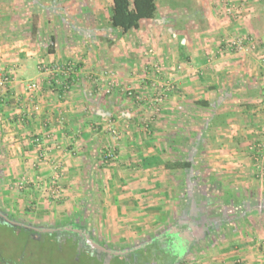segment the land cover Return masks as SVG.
Here are the masks:
<instances>
[{"label":"crops","instance_id":"obj_1","mask_svg":"<svg viewBox=\"0 0 264 264\" xmlns=\"http://www.w3.org/2000/svg\"><path fill=\"white\" fill-rule=\"evenodd\" d=\"M154 1L155 18L123 33L110 25L112 0H0V77L12 78L0 88L1 191L8 210L24 211L41 223L82 219L95 212L91 224L108 242H125L129 236L147 239L168 226H187L180 221L184 203L179 179L183 177L190 192L185 179L192 176L166 166L181 158L171 149L177 131L172 128L178 126L170 121L180 114L192 117V102L217 95L249 100L229 112L234 116L228 123L235 116H259L256 103L264 91L254 82L264 77L248 75L249 59L219 51L221 42L238 32L253 35L264 47V0H248L246 14L237 21L223 15V0ZM213 51L221 57L213 58ZM42 62L73 63L76 72L66 93L46 79L35 103L27 97V85L42 79ZM112 81L115 90L106 95L104 87ZM155 83L160 86L156 91L173 85L158 105L161 110L153 104ZM129 90L133 97H128ZM136 96L143 101L136 102ZM155 112L162 113L160 118ZM110 123L119 134L115 140ZM253 125H241L233 135L223 133L228 138L222 143L259 145L257 132L250 142L242 136L247 128L260 130ZM35 136L44 143L45 161L38 160ZM111 146L117 158L105 161ZM251 160L245 154L217 155L212 164L205 160L223 196H230L227 190L244 194L258 210L245 216L237 206L238 220L227 226L234 233L219 239L209 232L208 222L186 217L192 249L204 245L198 264H264V186L253 175ZM61 171L62 196L52 201L49 181ZM22 178L29 182L19 196L23 199L11 201ZM232 178L239 179L237 186L230 183ZM198 227L204 235H194Z\"/></svg>","mask_w":264,"mask_h":264},{"label":"rangeland","instance_id":"obj_2","mask_svg":"<svg viewBox=\"0 0 264 264\" xmlns=\"http://www.w3.org/2000/svg\"><path fill=\"white\" fill-rule=\"evenodd\" d=\"M248 1V0H247ZM249 2V1H248ZM249 4V3H248ZM247 4L246 8H244L243 15L246 14L247 9L249 8V5ZM243 18V16H242ZM239 19V20H242ZM248 35L252 38V44L256 46V49L253 50L251 48V45H247V48L242 53L237 52H231L228 50L220 49L219 52L223 54L230 53L231 55H236L239 59L243 58V60H250L252 63L250 64L248 61L247 65V73L248 75L258 74L259 77H264V47L258 42V40L253 37L251 34H231L228 36L224 41L235 39L238 36ZM221 42V44H222ZM220 44V45H221ZM218 50V49H217ZM218 52V51H217ZM216 51H213V58H219L221 57L220 54H218ZM245 58V59H244ZM34 67L36 65L34 64ZM2 77V76H1ZM0 77V78H1ZM106 77V76H105ZM256 81V80H255ZM114 84V89L116 87V84L112 81ZM171 89L168 91H165L166 87L160 88L159 91H156L158 87H160L158 84L153 85V93H154V101L153 104L156 107V109H159L160 107L158 105L164 103H156V96L158 95H165V97L169 96V93L172 92L173 85H170ZM254 86L259 87V89L264 91V79L261 80V82L258 83V81L254 82ZM263 88V89H262ZM262 91V92H263ZM105 92V91H104ZM132 93L131 90L127 92ZM113 92L106 94L110 95ZM165 93V94H164ZM261 99L259 98L257 100V106L260 107V114L259 116H235L234 120H231L228 126L229 132H225L222 130H212L210 133H208L206 137L205 142V156L202 157L203 159V166L199 169L198 174L201 178V184L204 186H207L205 189L209 201L211 202L208 207V212L211 216H220L224 211L229 212L230 219L232 220H238V216L240 214V209L237 210L236 207L238 205L233 206L231 204V201L227 196H223L222 192L218 191L217 188L220 186L219 182L215 183V181H211L210 179L213 177L211 172L209 171L210 167H207L208 160L209 162L214 163V159L217 157V155L226 154V155H239V154H245L246 156H251L253 168L255 169L254 176H259L260 181L259 184L261 186H264V95L261 94ZM129 97V96H128ZM217 100V97H213L211 101ZM261 100V101H259ZM164 101V100H163ZM249 103V100L243 99L241 97L234 96L232 98H228L227 100H222V107L219 108L220 113H226L231 112L232 110L236 111V108L240 106H244ZM161 110V108L159 109ZM156 114V112L154 113ZM161 115L162 113L157 112L155 117L158 115ZM209 117L208 114H206L203 111H196L195 115L192 117H188L185 115H179L178 118H174L173 122L170 121V124L172 126H178V128H172L174 130L173 135L180 134L182 139H185V146L182 147L184 149L185 156H187V151L190 148V146L193 144L192 140L196 138L197 135L201 134V128L203 125L204 120H206ZM160 117H157V119ZM150 122V121H149ZM258 124L260 130L258 131H251V127L253 129V124ZM241 125L244 126H251L250 128H247V131H243V138H250L251 135L253 136V133H256V137H261L262 140L259 141V145H257L255 142L249 143L247 146H229L228 144L222 143L223 140H226V136L223 135V133H226L227 135H233L234 130L235 132L238 130L236 128L240 127ZM232 126V128H231ZM257 126H255L257 128ZM233 132V133H232ZM255 136V135H254ZM115 140V139H114ZM254 140V139H252ZM187 141L189 143H187ZM245 140H243L244 142ZM248 142V141H247ZM189 144L190 146H188ZM256 144V145H255ZM222 146H225L222 148ZM254 147L252 150L251 148ZM206 160V162H205ZM211 160V161H210ZM234 161V160H232ZM208 162V163H209ZM2 165L0 164V168ZM212 167L211 169H213ZM1 170V169H0ZM250 174V173H249ZM220 176V174H219ZM252 177V175H248L247 177ZM180 197L186 198L187 196V187L184 186L183 177H180ZM204 180H208L205 182ZM218 181V180H217ZM236 181H239V179L232 178L230 183L233 185H238ZM249 181H251L249 179ZM2 174L0 171V208H2L4 211H2L5 214H8L14 218V220L18 222H23L28 226L35 227V228H44V229H54L60 225H69L72 223H75V225L79 226L80 228L84 229L88 234L90 239L94 240L96 244H99L101 246H105L108 249L115 251H120L121 249H128V248H135L141 244H143L146 240L149 239L150 236L142 239H135L131 236L127 237L128 240L125 242H108L106 237H101L100 232H97L98 227H95L91 223V219H95V212L89 211L88 214L86 213L85 216H83L82 219L78 218L71 219L69 218L67 221L61 222V221H51V222H43L35 221L34 218H31L28 213L26 212H16L12 210H8L5 203H3V197H2ZM222 182V181H221ZM225 182H229V180H226ZM256 184V183H255ZM254 186V185H253ZM15 193L13 194V197H11L12 200H21L23 198H20L19 196L22 194L23 191H20L17 189L15 185ZM181 200V199H180ZM181 205H183V202L181 200ZM32 215V214H31ZM33 216V215H32ZM94 216V217H93ZM171 228L170 226L165 227L161 229L160 231H155L152 235H160L162 232L168 230ZM97 229V230H96ZM228 228L220 229L215 237H220L224 234H230V231L226 230ZM151 235V236H152ZM212 237V235H210ZM111 239V238H110ZM83 240V237L79 235V232L77 231H67V230H60L55 233H38L34 231L27 230L26 227L23 226H16L9 224L5 222L2 218H0V264H132L133 261L130 259L125 260L124 262L119 258L115 257L110 259L109 261H103V258H100L98 255L91 254L90 251L84 248L83 245H81V242ZM130 240V241H129ZM204 245H199L197 248L192 249L191 252H189L184 261L186 264H198L197 262L201 261L199 257L203 253L199 247L202 249ZM140 254L139 256H141ZM145 256V255H144ZM146 257V256H145ZM141 262V261H140Z\"/></svg>","mask_w":264,"mask_h":264},{"label":"trees","instance_id":"obj_3","mask_svg":"<svg viewBox=\"0 0 264 264\" xmlns=\"http://www.w3.org/2000/svg\"><path fill=\"white\" fill-rule=\"evenodd\" d=\"M157 10V5L154 0H112V13L109 22L112 28L127 33L131 30L138 29L141 21L154 19ZM222 100H225V97L220 98L217 95V100H197L190 104L196 111H203L209 117L204 120L201 134L197 135L192 142L193 144L187 151V156H185L186 153L182 149L184 146L181 145V136L175 135V138L172 139L173 145H171V149L179 153L181 158L177 162L166 165L168 168H179L185 173L189 172L192 176L188 180L185 179V182L192 189L190 192L187 189L186 198H181L184 203V210L180 221H184L189 226V223L185 221L186 217L189 216V218L193 217L194 220L199 222H208L211 225L209 232L213 235H216L220 229L227 228L233 220L230 219L228 211H224L220 216L210 215L208 207L211 202L205 190L207 186L201 184L198 171L204 165L202 157L205 156L204 148L208 133L212 130H226L229 126V119L234 116V114L229 112H219V108L222 106ZM210 180L213 181L212 179ZM204 181L207 182L208 180ZM227 191L226 194L230 195L227 196L231 200V204L233 206H240L245 216H249L251 213H257L258 205L251 198L246 197L244 194L239 195L235 191ZM253 206L255 210H252ZM261 208L263 212L264 204ZM0 209L3 210L2 208ZM187 226L181 224L177 228H169L158 236H150L148 240L135 248L115 251L116 254L111 259L116 256L123 262L130 259L133 261L132 264H186L184 259L191 252L194 242L192 236L186 232ZM229 231L230 235H232L235 229L230 228ZM200 234L204 235V232L201 227H198L194 235L198 236ZM216 238L219 239L218 236ZM140 254L142 255L139 256Z\"/></svg>","mask_w":264,"mask_h":264},{"label":"built area","instance_id":"obj_4","mask_svg":"<svg viewBox=\"0 0 264 264\" xmlns=\"http://www.w3.org/2000/svg\"><path fill=\"white\" fill-rule=\"evenodd\" d=\"M248 4L247 0H223V9L222 13L228 20H239L243 16L244 8H246ZM247 45H251V48L253 50L256 49V46L252 44V38L248 35L238 36L235 39L227 40L222 42L221 46L222 49L228 50L231 52H237L242 53L246 50ZM39 72L42 75L41 80H35L31 81L27 85V97L30 101L38 102L39 98L42 95L43 87L45 80L49 79L50 83H52L55 87L61 89L64 93H66L71 85H70V79L73 74L76 72V65L73 63H67L66 65L60 66V65H52L47 63H40L39 64ZM43 75H46L47 78L43 77ZM12 82V78L6 75H2L0 78V88H6L7 85H9ZM166 90L169 91L171 89L170 85L165 86ZM114 84L112 82H108L107 85L104 87V91L106 94H109L113 92ZM165 94V93H164ZM166 95V94H165ZM165 95H158L156 97V103H161L165 99ZM129 97H133L132 93H128ZM135 101L138 103H141L143 99L139 96L134 97ZM108 131L113 136L114 139H117L119 137V134L117 130L114 128V126L110 123L108 126ZM33 143L36 144V147L41 151L38 154V160L39 162L46 160V154L44 151V143L42 139L39 136H35L33 138ZM252 150L254 147L251 148ZM117 158L116 149L111 146L107 150V153L105 154V161H111L115 160ZM60 166H57L59 168ZM63 173L61 171L60 174H57L49 181V193L50 198L52 201L58 200L62 196V188L60 186V179L62 177ZM29 185V182L26 178H22L19 182L16 183V187L20 191L27 190ZM263 256H264V250H263Z\"/></svg>","mask_w":264,"mask_h":264},{"label":"flooded vegetation","instance_id":"obj_5","mask_svg":"<svg viewBox=\"0 0 264 264\" xmlns=\"http://www.w3.org/2000/svg\"><path fill=\"white\" fill-rule=\"evenodd\" d=\"M2 211L4 210H1L0 209V213H2L4 216H6L8 219H10L11 221H13L14 223H16L17 225L16 226H23V227H26L27 230H30V231H34V232H38V233H55L57 231H60V230H67V231H78L79 232V235H81L83 237V240L81 242V245L84 246L85 249H87L88 251H90L91 254H94V255H98L100 258H103V261H109L111 259V257L116 254V252H114L113 250L111 249H108L106 248L104 245L101 246L99 244H96L94 242V240L90 239L89 237V234L82 228H80L79 226L75 225L74 223L72 224H69L68 226L67 225H60L54 229H44V228H35V227H31V226H28L26 225L25 223L23 222H18L16 220H14V218L8 214H5L3 213ZM93 244H96L98 246H101L102 248H95L93 247L92 245Z\"/></svg>","mask_w":264,"mask_h":264},{"label":"water","instance_id":"obj_6","mask_svg":"<svg viewBox=\"0 0 264 264\" xmlns=\"http://www.w3.org/2000/svg\"><path fill=\"white\" fill-rule=\"evenodd\" d=\"M0 218H2L3 220H5V222L12 224V225H17L16 223H14L13 221H11L10 219H8L6 216H4L2 213H0ZM95 248H102L101 246H98L96 244L92 245Z\"/></svg>","mask_w":264,"mask_h":264}]
</instances>
